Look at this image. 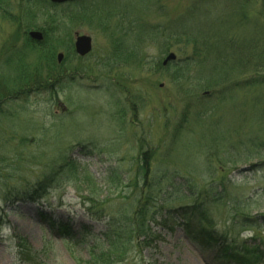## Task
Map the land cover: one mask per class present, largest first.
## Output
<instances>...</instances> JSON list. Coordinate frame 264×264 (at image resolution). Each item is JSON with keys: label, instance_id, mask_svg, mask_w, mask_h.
Instances as JSON below:
<instances>
[{"label": "rangeland", "instance_id": "1", "mask_svg": "<svg viewBox=\"0 0 264 264\" xmlns=\"http://www.w3.org/2000/svg\"><path fill=\"white\" fill-rule=\"evenodd\" d=\"M27 1L10 0V13L16 20L34 7L28 32L42 33L54 17L61 43L50 63L68 77L58 89L0 101V264H232L180 226L156 223L148 246L133 242L123 258L90 260L108 251L109 216L135 210L143 179L157 194L149 209L159 224L191 205L182 199L190 191L231 179L229 200L246 205L237 213L254 227L235 225L237 213L224 205L209 216L219 233L261 244L264 84L256 80L264 71L245 67L253 53L264 65V0H83L96 7L89 22L69 20L73 9L48 0ZM27 20L17 26L0 12V77L17 75L18 59L49 69L42 49L24 46ZM76 33L91 38L85 58L74 54ZM169 53L176 60L163 67ZM223 71L228 80L205 87ZM39 189L38 202L20 199Z\"/></svg>", "mask_w": 264, "mask_h": 264}, {"label": "trees", "instance_id": "2", "mask_svg": "<svg viewBox=\"0 0 264 264\" xmlns=\"http://www.w3.org/2000/svg\"><path fill=\"white\" fill-rule=\"evenodd\" d=\"M35 1H37L36 3L39 5L46 3L43 0ZM242 1L244 3L246 0ZM30 2L31 0L27 1L29 5H31ZM84 2L85 1L80 0L74 3L52 6L66 7L68 10L73 9L71 12H69V20H72L75 17L76 22L86 20L88 21L92 18V15L96 14V7L95 5L90 4L87 6ZM32 7H29V11L28 13L26 11L25 16L21 14L20 18L15 20L13 14L10 13V0H0V12H2L3 18L5 20L14 22L17 24V26H22V18H26V20L29 17L30 19L34 18L35 11L34 7ZM54 20L55 19L53 16H49L50 24L53 23ZM49 23L45 24L47 26L46 28H41L44 36V40L41 43H34L27 36L23 38L25 47L33 46L42 49L41 51L45 55L42 60L47 62L49 67L48 71L45 69V67L43 68L41 66L42 64H39V67L36 66L29 70L22 63V61L18 59V61L14 64L17 75L12 77L4 75V77H0V79H2V84L0 86V101L4 99L9 100L7 97L12 95L14 92L27 95L30 92H38V90L51 91L53 87L58 89L62 85L61 81L68 77V74H64L63 72L61 73V71L56 73L54 68L57 67V65H55V63L53 64V62L50 63L51 60H53V52H55V49L53 48L54 42L57 41V43H61V41L54 39L56 38L55 32H57V30H55V28L52 29ZM30 29L31 28H29V23L27 20V24L25 25L26 33L24 34L27 35V30ZM193 43L195 44L194 41ZM204 46L205 45L202 46V49H205ZM116 51H118V49ZM47 55H50L48 56L50 58L49 60H47ZM126 59L128 60V58ZM11 63L13 62L7 59L4 67L8 68ZM246 64V70H252L256 72H261V70L264 71V65H262V59H260L259 54L255 55L253 53L249 55L246 59ZM186 67L188 66L186 65ZM231 68H234V66H229L227 70L230 71ZM228 71H223L224 76L218 78L217 80H211L207 76V78L204 80L205 87H212V85L215 83L218 85L223 83L225 80H228ZM256 83L264 84V73L261 74V77L257 78ZM260 146L264 147V142L258 145V147ZM145 166H140V170L142 173L144 172V175L147 174V169ZM146 180L148 182V179H143L144 191L142 190L141 198L139 201H137L138 205L135 207V210L131 215L126 214L117 218L114 216H109L105 228L106 230H109L111 234H102L104 243L108 245V251L105 253L102 251H92L90 253V260H110V262H113L111 260L113 256H116L114 259H119V257L123 258L125 252L130 248L133 242L136 243L137 247L148 246V243L150 244L149 241L151 240L152 243V240L158 236L156 231H154L153 227L151 226L152 223H156V225H162L164 228H167L166 224H176L183 229L184 233L189 238L199 242L204 247L215 246L217 248V257L222 261H227L232 264H264V241L261 244H255L254 242L252 244H247L246 242L239 241L237 235L231 237L227 233H219L215 229L214 221L209 216V208L214 205H224V207L229 208L231 211L233 210L236 213L246 211L245 204L242 205L239 201L229 200L227 187L231 183V179L224 178L223 180L217 182L216 185L212 183V185L206 187L205 189L190 191L188 195H184L182 199H189L191 201V205L169 211L167 215H165V218L160 221V224L156 222L157 220H155L154 214L149 209L152 208L151 205H154V200L157 194L151 192L149 187L145 185ZM40 190L41 189L33 191L31 194H26L24 195L25 197L21 196L20 199L38 202L43 198L42 195L37 194ZM88 212H91V208L88 210ZM254 223L256 222L254 220L252 221L248 219V216L244 214L237 213V217L234 219V224L241 227H254ZM51 226L54 227L55 223L51 222ZM59 229H61L63 234L68 233V228L66 226H59ZM122 238H126V240L120 243ZM124 243H129V246L126 248L127 245ZM19 248V255L21 258L26 257L25 254L28 256V253H25L21 247Z\"/></svg>", "mask_w": 264, "mask_h": 264}, {"label": "water", "instance_id": "3", "mask_svg": "<svg viewBox=\"0 0 264 264\" xmlns=\"http://www.w3.org/2000/svg\"><path fill=\"white\" fill-rule=\"evenodd\" d=\"M50 3L52 4H64V3H69V2H75L78 0H48ZM29 37L32 40L41 42L43 40V35L40 32H35L32 31L29 33ZM91 38L85 35H78L75 34V42H74V50L75 53L81 57H84L86 55H88L91 52ZM63 59V54H58L57 55V61L58 63H60ZM176 60L175 55H173L172 53H170L165 60L162 63V66L167 65V63L169 62H173Z\"/></svg>", "mask_w": 264, "mask_h": 264}]
</instances>
